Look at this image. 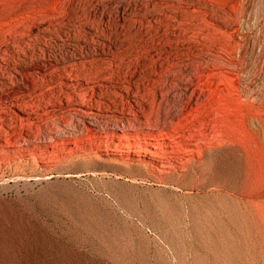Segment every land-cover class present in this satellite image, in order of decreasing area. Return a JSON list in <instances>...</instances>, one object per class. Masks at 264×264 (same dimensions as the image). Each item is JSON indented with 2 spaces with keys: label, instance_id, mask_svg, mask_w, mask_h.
I'll return each mask as SVG.
<instances>
[{
  "label": "rangeland",
  "instance_id": "374dc122",
  "mask_svg": "<svg viewBox=\"0 0 264 264\" xmlns=\"http://www.w3.org/2000/svg\"><path fill=\"white\" fill-rule=\"evenodd\" d=\"M0 264H264V0H0Z\"/></svg>",
  "mask_w": 264,
  "mask_h": 264
},
{
  "label": "bare ground",
  "instance_id": "6f19581e",
  "mask_svg": "<svg viewBox=\"0 0 264 264\" xmlns=\"http://www.w3.org/2000/svg\"><path fill=\"white\" fill-rule=\"evenodd\" d=\"M162 108H163V104L160 102V101H155V103L152 105V107H151V109H150V111H149V119L151 120V119H156V120H160L161 119V117H159V113H160V111L162 110ZM164 118V117H163ZM122 132H123V136L120 138L122 141H124V140H127V141H129V137H130V134L127 132V130L126 129H124V130H122ZM93 132H92V130L91 129H89L88 128V134H87V136L89 137V135L90 134H92ZM141 135L142 134H139V133H137V134H135L134 135V137L137 139V141H138V144H136V150H132V146L131 145H129V144H127V145H125V147H126V149H128V152L129 153H135V154H137V155H141V154H144L145 156L144 157H146V158H149V160H150V164H148V163H145L143 160H140V159H138V160H136L135 162H131V163H122V165L124 166V167H127V168H129L130 170H132V171H136V170H139V169H137L136 167H139V166H141V167H143V170H145V172H146V174L147 175H151V176H153L154 174L151 172V165H152V167L153 168H157L158 169V166L156 165V164H154V161H159V162H162L163 163V159H165V157H166V155H168V154H172V153H175L176 152V150H177V148L180 146V144H181V142L180 141H176V138H175V136L174 135H172L171 133H164V132H161L160 133V135H159V138H157L156 139V141H166V140H171V141H173L174 142V144H171V145H166V144H156V145H154V146H152V148L153 149H155V150H150V149H148V148H146V149H143V147H142V140H143V138L141 137ZM110 136H111V134H110ZM11 145L12 144V142H8V145ZM14 144V143H13ZM16 146V145H15ZM7 147V146H6ZM16 147H19V146H16ZM165 148H167V149H165ZM168 148H170V149H168ZM209 149H206L205 147H203L201 144L199 145V152L201 153V155L203 156L204 154H209V152H211L210 150L208 151ZM211 155V154H210ZM207 156V155H206ZM77 158V157H76ZM83 158V157H82ZM207 158V157H206ZM70 159H73V157L72 158H69L68 160H70ZM98 159H100L99 157H98ZM204 159V158H203ZM209 159V158H208ZM134 160V159H133ZM204 161H206V160H204ZM203 161V162H204ZM192 162V159H188L187 160V163L188 164H190ZM206 163V162H205ZM204 164V163H203ZM121 165V166H122ZM193 165V164H192ZM201 165V164H200ZM204 166V165H203ZM164 167H171V168H175L174 167V164L173 163H171L170 162V165H168V166H166V165H164ZM198 167V166H197ZM201 167V166H200ZM200 167H198V168H200ZM205 168V167H204ZM203 168V169H204ZM194 170H195V168H194ZM159 171L160 172H164V170H160L159 169ZM204 171V170H203ZM195 172V174L197 173V175H198V182H197V184H195V185H197L198 187L199 186H202V182L204 181V179H203V181H202V178H201V176H203V175H201V174H203V172H201V171H194ZM170 173V172H169ZM193 174V173H192ZM205 175V174H204ZM194 176V175H193ZM196 176V175H195ZM194 176V177H195ZM191 178V176L188 174V173H186V174H180V175H171L170 176V178L169 179H166V181H167V183H171L172 185H174V186H176V187H181L182 188V186H184V185H186L185 184V182H187V181H189L188 179H190ZM204 178H206V176H204ZM191 179H193V178H191ZM165 180V179H164ZM189 183V182H188ZM187 183V184H188ZM195 183V182H194ZM188 185H190V184H188ZM192 185V184H191ZM190 185V186H191ZM205 185V184H204ZM193 186V185H192ZM187 187V186H186ZM206 187V186H205ZM174 188V187H173Z\"/></svg>",
  "mask_w": 264,
  "mask_h": 264
}]
</instances>
